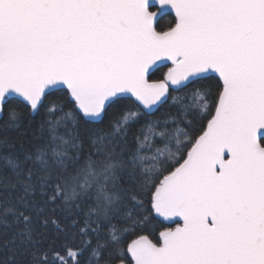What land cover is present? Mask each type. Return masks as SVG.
<instances>
[{
  "label": "snow or ice",
  "instance_id": "6c2138e0",
  "mask_svg": "<svg viewBox=\"0 0 264 264\" xmlns=\"http://www.w3.org/2000/svg\"><path fill=\"white\" fill-rule=\"evenodd\" d=\"M129 255L264 264V0H0V264Z\"/></svg>",
  "mask_w": 264,
  "mask_h": 264
},
{
  "label": "trees",
  "instance_id": "16d2710c",
  "mask_svg": "<svg viewBox=\"0 0 264 264\" xmlns=\"http://www.w3.org/2000/svg\"><path fill=\"white\" fill-rule=\"evenodd\" d=\"M172 19V16H165L164 19L161 21L162 24L166 25L168 23V21ZM169 65L163 66L161 67L158 71H155L152 79H159L162 78L163 74L167 71ZM210 83H219L218 79H214L213 81H210ZM166 109H161V112L165 111ZM174 111V109H173ZM157 116H160V112L156 113ZM211 117L208 116L206 118H204L198 125H195L193 129H190V132L195 136L199 134V128L206 126V123L208 121V119H210ZM84 211L86 212L87 209L85 208ZM49 215L51 216L52 219H57L59 216V213H52L49 212ZM160 226L159 227H154L151 230H140V229H136L133 231H130L126 236H125V240L124 243L125 245H128L133 239L141 236V235H147L149 236L155 243H159L160 242V238H159V234L162 230H164L165 228H167L168 226H166L164 224V222L162 220H160ZM56 233H57V228L56 225L54 224H50L47 232H46V237H45V243H51L52 240L54 238H56ZM69 242V243H79V240L76 239L75 237H70L68 241H66L64 239L63 236H61L60 238L55 240V246L56 247H61L64 243ZM128 264H132V259L129 255L128 257Z\"/></svg>",
  "mask_w": 264,
  "mask_h": 264
},
{
  "label": "water",
  "instance_id": "95a60500",
  "mask_svg": "<svg viewBox=\"0 0 264 264\" xmlns=\"http://www.w3.org/2000/svg\"><path fill=\"white\" fill-rule=\"evenodd\" d=\"M173 15H174V13H173ZM167 65H169V67H171V62H169ZM165 66H166V65H165ZM169 67H168V68H169ZM167 70H168V69H167ZM206 124H207V123H206ZM160 219H162L163 221H165V223H167V224L169 223V224H170V222H169L168 220H166V219H164V218H160ZM175 226H176V225H175ZM175 226H174V227H175ZM162 231H163V230H162ZM141 236H147V235H141ZM139 237H140V236H139ZM139 237L133 239L132 241L139 239ZM147 237H148L149 240H151L153 243H155V242H154L149 236H147ZM159 238H160V234H159ZM132 241H131V242H132ZM131 242H130L129 244H131ZM130 257H131V256H130ZM131 259H132V258H131Z\"/></svg>",
  "mask_w": 264,
  "mask_h": 264
},
{
  "label": "flooded vegetation",
  "instance_id": "af4514ba",
  "mask_svg": "<svg viewBox=\"0 0 264 264\" xmlns=\"http://www.w3.org/2000/svg\"><path fill=\"white\" fill-rule=\"evenodd\" d=\"M160 219V218H159ZM160 220H162V219H160ZM163 221V220H162ZM164 222V224L166 225V226H168L167 228H169V227H174L175 226V224H173V223H165V221H163Z\"/></svg>",
  "mask_w": 264,
  "mask_h": 264
}]
</instances>
